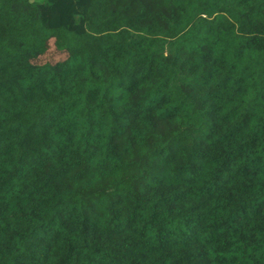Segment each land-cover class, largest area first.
Segmentation results:
<instances>
[{"label":"trees","instance_id":"obj_1","mask_svg":"<svg viewBox=\"0 0 264 264\" xmlns=\"http://www.w3.org/2000/svg\"><path fill=\"white\" fill-rule=\"evenodd\" d=\"M0 264H264V0H0Z\"/></svg>","mask_w":264,"mask_h":264},{"label":"rangeland","instance_id":"obj_2","mask_svg":"<svg viewBox=\"0 0 264 264\" xmlns=\"http://www.w3.org/2000/svg\"><path fill=\"white\" fill-rule=\"evenodd\" d=\"M30 1L35 2V3H41V2H45L46 0H30ZM63 56H64L63 53H58L57 52V53L53 54L52 58L54 60H56V59L62 58Z\"/></svg>","mask_w":264,"mask_h":264}]
</instances>
